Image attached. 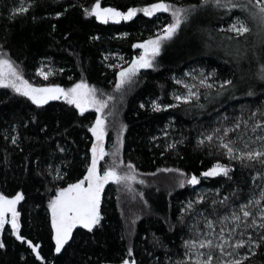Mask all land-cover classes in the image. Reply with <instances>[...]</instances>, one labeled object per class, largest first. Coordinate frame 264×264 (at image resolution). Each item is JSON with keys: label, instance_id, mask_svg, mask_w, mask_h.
Masks as SVG:
<instances>
[{"label": "trees", "instance_id": "1", "mask_svg": "<svg viewBox=\"0 0 264 264\" xmlns=\"http://www.w3.org/2000/svg\"><path fill=\"white\" fill-rule=\"evenodd\" d=\"M95 2L0 0V46L34 85L70 88L83 79L102 93L112 95L106 151L115 152L118 141H122L120 159L124 164L135 165L139 175L131 183V190L110 182L102 196L101 225L91 233L77 228L69 244L56 254L47 205L57 188L86 175L93 143L88 128L97 113L89 109L80 116L64 100L37 107L11 89H0V193L11 198L23 192L24 200L18 205L21 234L38 244L44 257L43 262L38 260L26 244L15 239L7 225L0 237L6 245L0 249V264H122L124 259H135L136 264H170L183 258V241L191 236L190 226L200 220L196 213L203 212L213 219V200L229 196L227 203L235 207L253 193L258 198V186L264 184L258 177V173L264 172L259 165L243 168L236 162H231L235 169L231 179L201 178L199 185L185 184L183 188L179 182L184 177L178 172L161 171L179 169L188 177H199L217 162L230 163L219 150L200 146L198 140L203 133L230 125L241 109L255 111L264 105V81L256 78L255 65L243 53L249 48L248 53L257 52L264 58V42L257 48L248 42L253 32L264 41V29L247 20L252 31L237 38L228 28L237 15L247 19V13L239 8L229 11L205 6L203 0H168L185 8L195 6L196 11L173 40L165 43L158 67L141 70L131 84L116 91L119 69L111 65L128 67L142 53L134 45L154 38L162 26L171 22V17L162 13L149 18L141 13L132 21L103 24L84 15V9ZM100 2L102 7L127 10L157 0ZM233 2L245 4L247 0ZM21 5L29 7V11L18 14ZM58 13L63 15L57 18ZM41 68L53 73L48 80L38 74ZM201 70L206 76L215 72L208 80L214 84L211 97L201 96L204 107H166L178 103L172 98L174 93L185 91L182 85L175 84V79L198 83L187 74L198 75ZM228 79L233 80L234 87L217 96L220 83ZM249 91L254 95L248 96ZM156 103L166 110L153 111ZM125 125L126 130L122 131ZM13 137L17 138L16 144L12 143ZM172 143H176L174 149L168 147ZM59 148L65 151L61 153ZM105 160L111 162V157ZM49 165L59 167L67 173L66 177L54 181L45 174ZM233 192H237L238 200L231 196ZM200 196L204 203L186 213L188 202H195ZM217 207L221 214L230 211L227 206ZM199 226L203 228L202 220ZM129 248L133 250L132 257L127 255ZM249 255L245 264H264V246Z\"/></svg>", "mask_w": 264, "mask_h": 264}, {"label": "snow or ice", "instance_id": "2", "mask_svg": "<svg viewBox=\"0 0 264 264\" xmlns=\"http://www.w3.org/2000/svg\"><path fill=\"white\" fill-rule=\"evenodd\" d=\"M205 6L214 5L217 8H226L229 11L239 8L247 13V19H240L239 15L235 22L230 24L228 31L235 33V36L241 37L249 34L252 29L247 20H252L257 27L264 29V0H247L245 4H236L233 0H203ZM29 7L21 5L17 12L25 14ZM196 11V7L185 8L177 6L168 0H157L144 7H132L127 10H119L115 7H102L100 0L84 9L86 17H94L103 24L109 22L119 24L122 21H132L138 14L144 17H157L158 14L167 13L171 17V22L162 26L159 34L154 38H149L143 43L135 44L134 47L141 49L142 53L133 59L128 67L123 65H111L118 68L116 91H122L127 85L140 74L143 69H153L158 67V58L161 56L165 43L172 41L177 35L181 26L184 25ZM16 13H14L15 15ZM63 13H58L57 18ZM93 39H98L94 37ZM107 59V57H105ZM123 60V57H120ZM40 76L48 80L53 73L45 72L40 69ZM192 80H198V83H188L182 79L176 78L175 84L182 85L185 91L183 93H174L173 100L177 104L167 105L166 107H179L180 104L203 108L200 103L201 96L211 97V89L214 84L208 83L215 72L206 76L201 70L199 76L189 73ZM259 79L264 81V70L259 74ZM230 87H234L231 79L220 83L216 90L219 96L222 92H227ZM0 89H11L13 93L27 98L37 107L46 105L49 101L64 100L67 104L74 106L80 116H84L89 109L94 110L96 115L94 123L88 128V131L95 138L91 145L90 164L87 166L86 175L74 183H68L67 186L56 189L54 196L49 199L48 209L51 213L52 239L55 241V253L60 254L66 245L73 239V233L77 228L86 229L93 232L101 225L104 219L101 213L102 196L105 186L110 182L116 185L126 186L131 190V183L136 182L139 175L135 170V165L124 162L119 157V149L122 141H118L116 151L109 153L104 148L107 132V116L105 109L114 99L112 95L102 93L93 85H89L83 79L75 83L70 88H63L57 84L48 86H37L24 78L23 73L18 69L15 62L0 46ZM200 89L205 91L202 93ZM248 96H253L254 92L249 91ZM143 107V105H141ZM165 106L158 103L153 104V111L160 112L166 110ZM227 120V118H225ZM126 130V125L122 131ZM12 143H17V138H12ZM200 146H206L211 149L219 150L220 154L227 158L228 164L217 162L208 170L202 172L198 177L196 174L187 176L179 169H162L164 172H178L184 179L180 180L179 187H185V184L196 186L201 183V178L223 177L232 178L235 169L231 162H236L243 168H252L259 165L264 169V105L251 109H241V114L233 118L228 126H219L208 133H203L198 140ZM171 149L176 147V143L168 146ZM62 153L64 148H59ZM105 157H111V162L105 160ZM101 162H104L102 167ZM121 169H124L121 171ZM54 173V175H53ZM40 173H38L39 175ZM45 174L52 176L54 181L63 180L67 173L61 172L59 167L49 165ZM258 177L264 180V172L258 173ZM257 177H253L255 180ZM143 184V180H139ZM260 188L259 196L253 193L246 198L245 202L238 203L235 207L228 204L229 196L222 200L211 202V213L214 218L209 219L203 212L196 213L203 221L201 228L200 220L191 225V236L183 241L182 259L170 261V264H245L250 255L255 254V250L264 246V184ZM232 197L239 199L237 192L231 194ZM24 200L23 192H19L13 197L0 193V237H2L5 226L10 225L11 234L15 239L27 247L35 254V257L44 261L40 253V246L27 239L21 234L20 212L17 206ZM204 198L198 197L195 202L189 201L185 207L186 213L195 211L197 204H203ZM235 203V200L233 201ZM227 206L230 211L221 214L217 206ZM182 215L180 221L183 222ZM251 230V233H250ZM159 243V239L156 238ZM6 247L4 240L0 238V249ZM242 251L244 254L242 255ZM127 255L133 256V250L128 249ZM122 264H136L135 259H124Z\"/></svg>", "mask_w": 264, "mask_h": 264}, {"label": "rangeland", "instance_id": "3", "mask_svg": "<svg viewBox=\"0 0 264 264\" xmlns=\"http://www.w3.org/2000/svg\"><path fill=\"white\" fill-rule=\"evenodd\" d=\"M99 21V20H98ZM245 44H247V42L243 41ZM248 42L249 43H253V45L255 46V48L259 47L258 44L263 43L264 41H262V39H260V37L258 36L257 32H253V34L248 38ZM249 52V48H245L243 50L244 53V57H250L249 59H251L250 61H252L251 63H253V65H255V68L257 69V72H254L255 76L257 79H259V74L261 73L262 70H264V58L260 57V55L257 52ZM247 58H244L243 60H247ZM263 58V59H262ZM247 66V65H245ZM248 67V66H247ZM193 73V72H192ZM193 74H196L195 72ZM197 75V74H196ZM199 75V74H198ZM197 75V76H198ZM186 81V80H185ZM187 82V81H186ZM190 83V82H188ZM184 90V89H183ZM106 94V93H105ZM108 95V94H106ZM113 101V100H112ZM111 101V102H112ZM50 102V101H49ZM111 102L109 103V105L111 104ZM92 110V109H90ZM94 111V110H93ZM113 109H109V107L107 109H105V115L107 116L108 114L112 115ZM98 115V114H97ZM93 137V136H92ZM95 138L93 137V142H94ZM104 148L106 150V138H105V142H104ZM102 163V162H101ZM107 186V185H106ZM105 186V188H106ZM17 210H18V206H17ZM7 226V225H6ZM10 226V225H9Z\"/></svg>", "mask_w": 264, "mask_h": 264}]
</instances>
